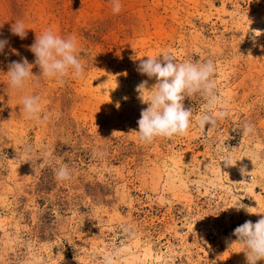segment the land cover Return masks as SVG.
<instances>
[{"label": "rangeland", "instance_id": "1", "mask_svg": "<svg viewBox=\"0 0 264 264\" xmlns=\"http://www.w3.org/2000/svg\"><path fill=\"white\" fill-rule=\"evenodd\" d=\"M119 2L114 14L113 0H0V264H247L230 245L264 216V0ZM49 28L77 37L82 79L39 77L30 47ZM163 51L213 60L227 115L201 130L205 101L185 98L187 134L142 144L149 94L136 89L156 79L137 69ZM22 58L34 77L17 93L6 74ZM25 95L41 97L48 122L24 118ZM65 164L71 179L58 181Z\"/></svg>", "mask_w": 264, "mask_h": 264}, {"label": "clouds", "instance_id": "2", "mask_svg": "<svg viewBox=\"0 0 264 264\" xmlns=\"http://www.w3.org/2000/svg\"><path fill=\"white\" fill-rule=\"evenodd\" d=\"M120 10L119 0H113V13L118 14ZM11 32L21 40L27 37L23 21L14 23ZM7 44V39H0V53H3ZM30 51L35 56V64L41 70L39 77L52 79L60 84H63L69 76L73 79L83 78L85 69L79 58L76 36L63 38L54 34L49 28L40 36H36ZM31 68L32 65L26 58L9 64L6 75L9 78V86L15 92L22 93L28 80L34 77ZM137 70L149 79H156L155 85L151 88L147 87L148 81L145 80L136 89L141 99L142 92L149 94L147 101L142 99V102L148 106L141 111L137 121L138 131H134L140 143L151 144L157 138L172 139L186 135L192 122L193 110L185 107V98L199 95L205 101L203 111L196 120L201 130H205L208 126V131H211L216 127L217 120L227 115L226 106L221 107L224 102L216 92L214 79L216 66L213 60L193 62L191 59H186L178 63L171 53L163 51L157 56L142 59ZM40 101L41 97L38 95L22 96L21 102L26 120H36L41 123L49 121L51 114L42 115ZM55 115L59 119L60 113ZM252 131L253 127L250 124L244 126V135ZM221 161L225 166H231L228 155L221 157ZM240 171L242 175H247L244 167ZM55 176L58 181L70 180L71 169L65 164L56 171ZM232 208L237 211L244 209L249 214H252L249 209H253L240 201ZM233 235L236 240L230 246L239 245L246 256L247 264L264 261V216L255 223L251 220L245 221L234 230ZM104 264H113L110 255L105 257Z\"/></svg>", "mask_w": 264, "mask_h": 264}]
</instances>
